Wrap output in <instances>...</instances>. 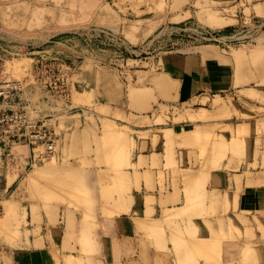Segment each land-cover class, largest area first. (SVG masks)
Wrapping results in <instances>:
<instances>
[{
	"label": "crops",
	"instance_id": "0c3cea01",
	"mask_svg": "<svg viewBox=\"0 0 264 264\" xmlns=\"http://www.w3.org/2000/svg\"><path fill=\"white\" fill-rule=\"evenodd\" d=\"M184 1L174 0L176 5ZM199 1L203 5L208 1L213 3L214 8L209 15L207 11L200 13L201 7L193 13V6L189 2H184L183 8L176 6L172 9L171 6L164 7V2L161 8V0H2L0 40L26 54L35 48H49L47 50L53 56L63 58L69 55L66 51H76L71 45L76 37L75 27L82 23L106 24L107 27L115 25L117 28H110L118 31L134 46L136 43L127 37H133L137 43L142 41L156 30L162 18L176 23L193 16L203 23L206 18L207 25L222 29L264 20V15H261L264 13V0ZM237 8L240 9L235 13ZM57 28L62 29L55 31ZM36 30L42 33L37 34L40 39L33 41L30 34L33 35L31 32ZM3 31L8 34H3ZM53 32L63 34L66 39L47 43L52 41L49 38L55 34ZM237 47L246 45L222 47L209 43L160 50L154 56H149L153 67L124 69L128 76L116 72H113L114 77L103 76L104 70H107L101 66L98 78L85 76V71L77 73V85L86 87L83 91L90 94L95 105H106L111 111L130 118L119 117L122 121L118 122L113 120V125H108L113 129L111 131L106 125L107 133L117 134L120 130L116 127L122 129L121 134L125 131L129 146L120 158L122 165L117 169L75 170L69 175L75 177L74 187L84 185L80 179L83 175L85 181L91 185L93 182L99 191L100 180L105 177L106 190L122 194L120 197H109L98 209L91 208L89 214L76 207L58 211L52 209L49 212L41 204L28 203L25 206L26 222L23 223L18 243L0 252L5 264H184L173 261L172 256L166 258L164 252L165 241L172 239V229L175 227L183 229L184 225H188L203 238L206 229L210 232L209 225L218 230L220 223H223L228 228L231 220L233 223L235 221L236 211L259 213V221L264 225V132L251 136L252 145L247 147L243 157L233 155L229 150L227 162L220 165V160H217L216 166L211 163L204 165L201 161L196 163L190 154L191 146L183 145L184 154L179 159L183 166L177 168L178 157H173L171 148L167 150L169 141L166 135L171 136L172 131L184 132L188 138L185 143L192 142L193 133L201 130L199 127L186 129L184 124L199 121L196 118L198 111H191L195 120L187 114L185 119L177 122L168 119L173 121L171 126L151 121L165 106L187 109L195 100L202 104H215V96L234 92L252 81H258L264 61L250 53L238 57L233 51ZM121 56L120 60L128 67L130 60L142 59H134L133 54L123 52ZM216 105L218 108L214 113L227 107L235 110L228 104H225L226 108H220L219 103ZM56 108L60 125L63 124L65 129L60 145L66 146L68 152L73 149L75 155L84 154L92 160L94 130L99 122L88 120L81 112L70 114L72 108L64 102L59 101ZM140 116L143 117L142 121H139ZM146 116L150 121L144 119ZM238 125L234 126L235 129ZM140 131L146 132L145 135H140ZM174 172L179 174L178 189L173 186ZM113 177L116 178L115 182ZM56 180L59 182V177ZM186 181L189 182L187 188L184 184ZM176 191L178 194L173 195ZM188 191L203 195H187ZM173 196L175 202H172ZM198 203L200 205H196ZM166 210L173 214L164 216ZM177 212H184L185 215L177 216L174 214ZM251 217L246 215L240 220L247 222ZM72 256L75 259H71ZM260 257L263 260L260 264H264V255L260 254ZM186 262L205 264L197 254L191 261L186 259Z\"/></svg>",
	"mask_w": 264,
	"mask_h": 264
},
{
	"label": "rangeland",
	"instance_id": "374dc122",
	"mask_svg": "<svg viewBox=\"0 0 264 264\" xmlns=\"http://www.w3.org/2000/svg\"><path fill=\"white\" fill-rule=\"evenodd\" d=\"M4 1V0H3ZM2 2V0H0ZM164 2V7L171 6L174 9L176 6L177 8H183L184 2L188 4H192L193 13H196V10H199L201 7V12L207 11L206 13H211L214 6L211 1L205 3L203 5L201 1L197 0H185L180 5H176L174 0H161L160 7L162 8ZM237 3V1H235ZM2 4V3H0ZM112 4V3H111ZM169 4V5H168ZM238 5V4H237ZM113 4L111 5V7ZM190 6V4H189ZM206 9V10H202ZM240 9V8H239ZM239 9L237 8L236 11ZM242 11V9H241ZM245 12L249 14L246 10ZM261 15H264L262 13ZM201 17V15H199ZM202 18V17H201ZM180 19V18H179ZM196 17H190V19L185 20L182 23L169 22L164 20L163 18L158 22V26L156 30L142 41L137 43V40H134L133 37H127L129 41L135 42L136 45H132L128 49L123 47H118L115 45L114 42H108V44L102 43L101 38L98 37L94 32V35L89 38L86 35V28H95V27H107L105 25H99L98 23H82L75 27L76 37H74V42L72 43L71 47H75L76 51L70 50V52L66 51L69 55L65 57L57 58L53 56V54L47 50H41L40 48L32 49L31 53H24L20 51V49H15L9 45H5L4 41L0 40V51L6 57H18L23 58L21 61L17 62H25V69L23 70L22 74L30 73L31 78L25 80V83H30L34 81L32 80V72L34 70L35 64L33 61L38 57H42V55H48L53 58H57L58 60L65 61L68 63L73 69V79L75 80V87L73 86V90L71 92L70 98L68 99L67 103L69 106L72 107V111L70 114L73 113H84L86 118L92 119L96 123V128L94 130L95 139H94V148H93V159L91 160L89 156L84 154L75 155L73 153V149L68 152L67 147L61 144L60 145V158L54 159L46 162L44 165L37 166L35 168L29 169L26 173H22L19 169H11V173L8 172L6 177L0 181V194L1 191L5 188H9L6 192L7 196L3 197V206L4 212L0 215V248L1 251H5L9 249L11 246H15L18 243L21 235V229L23 223L25 221H21L19 223V217L15 218L12 216L7 217V200L13 201L19 204L20 207L23 206L21 209L24 208L28 203H35L41 204L44 210L51 211L54 209L55 211L68 209L71 207H76L81 210L85 214L91 213L92 209H98L101 205L110 198H115L116 196H121L122 193L120 192H108L106 190V181L105 177L101 179L100 177V184L99 188L101 187V191L98 190V187L90 184L89 181H85V177L81 176V182L84 185L76 188L74 187V180L75 177L73 175H69L70 172L73 171H84L85 169H90L91 171H95L96 169L101 170V167L110 168V169H117L122 165V160L120 159L123 153L126 151L125 149L128 148L129 144L125 139L127 137V133L123 131L121 134L122 129L114 126L120 130L117 134L107 133L106 125L108 124L107 120H116L117 122L120 121L122 118L130 119L126 116H122L117 112H113L107 107L106 105L97 106L92 101H84V102H77L74 98L77 90L83 91V86L77 85V73L84 72L85 76L91 78H98L100 75V66L104 70L103 76H112L114 77L113 72L123 74L128 76V74L124 71L132 69H150L153 67L152 63L149 61V56H154L160 50H170V49H177L182 48L185 46H192L198 44H211L213 42L207 41L204 38H200L197 34L194 33V30H188L187 32H177L172 27L177 25H189L192 28L199 27L203 31L206 30H218L222 28H214L212 26L207 25L206 18H202L204 21L203 23L197 20ZM231 20L230 22H232ZM261 21V20H257ZM227 21V23H230ZM98 24V25H97ZM249 24V23H247ZM246 25V24H244ZM242 26V25H241ZM110 27L117 28L115 25H110ZM239 27V26H237ZM1 28V26H0ZM222 29V30H232L235 29ZM62 28H57L55 31ZM115 30V29H114ZM116 31V30H115ZM118 32V31H117ZM4 34H8L7 32L3 31ZM30 34L33 38V41H37V34L42 33L40 30L32 31ZM45 33V32H44ZM53 36L49 38L47 43H54L53 41H62L66 39L63 37V34H56L53 32ZM119 33V32H118ZM125 39V38H124ZM126 40V39H125ZM41 41V40H40ZM127 41V40H126ZM128 43V41H127ZM216 44V43H213ZM130 45V44H129ZM219 45V44H218ZM224 47L223 45H220ZM3 48H7L6 51ZM45 49V48H44ZM135 49V50H133ZM228 49V48H226ZM234 52L243 51L246 53H250L253 57L260 54L264 51V34L259 37L258 43H253L250 46L246 45V47H237L233 49ZM15 52V53H14ZM133 54L132 56L134 59L142 58L141 60H130V66L128 67L127 64L122 62L120 59L122 58L121 54ZM124 56V55H123ZM137 56V57H136ZM68 57V58H67ZM127 57V56H126ZM131 57V56H130ZM34 58V59H33ZM62 58V59H61ZM65 58V60H63ZM16 60L14 61V65L17 64ZM65 64V63H64ZM66 65V64H65ZM87 69V70H86ZM92 69V70H91ZM124 71V72H123ZM138 72V71H137ZM18 74V73H17ZM21 74V75H22ZM84 76V75H83ZM84 76V77H85ZM18 78V76H17ZM20 78V77H19ZM97 81V80H96ZM98 82V81H97ZM224 101L223 104H228L232 106L235 110L231 111L229 107H227L226 112L223 115L215 116V111L217 110L219 102H214L215 104H208L206 103H199L198 100L191 103V106L179 110L178 108H170L169 106H165L161 113L156 115V118H152L151 121H155L157 123H162L165 125H172L174 120L175 122L179 120H183L186 117V114L189 116L190 119L195 120L200 119L199 121H191V124L185 125L186 129L200 128L201 132H194L195 135L192 142L188 144H180L177 147L173 143V147H171V139L172 136L166 135L168 137V147L167 150L171 148L173 157H178L176 161L177 168L183 166L179 161L180 157H183L185 148L183 149L182 146L190 145V154L195 158V162L198 163L201 161L204 165L207 163H211L212 165L216 166L217 160H220V165L225 161L227 162L228 157L227 154L230 150L231 154L239 155L243 157L245 155V151L247 147L249 148L252 145L251 136H253L256 132H264V82L262 81H252L248 85L244 87L237 88L234 92H226L220 95ZM215 96V97H217ZM75 100V101H74ZM207 100V99H206ZM221 101L220 103H222ZM104 102V101H103ZM205 102V101H203ZM87 103V104H86ZM81 104V105H80ZM227 106V105H226ZM45 107H51V103L46 104ZM200 107H207L209 113L211 112V117H204L202 118L200 112ZM192 109V110H190ZM216 109V110H215ZM229 109V110H228ZM194 110H197L198 117H192ZM49 110H46L48 113ZM230 111V112H229ZM172 113V115H171ZM227 113V114H226ZM195 114V113H194ZM226 114V115H225ZM119 117L121 119H119ZM220 117V118H219ZM107 118V119H106ZM174 118V119H173ZM139 121H142L143 117L140 116ZM146 121H150L149 117L146 116ZM172 119V120H168ZM122 121V120H121ZM168 121V124L166 123ZM261 121V123H259ZM107 122V123H106ZM190 122V121H188ZM243 122V123H241ZM249 122V124L247 123ZM217 123V124H216ZM161 124V125H162ZM197 124H200V126ZM239 124V125H238ZM98 125H100L98 127ZM235 125H238L235 129ZM63 127V124H62ZM106 129V130H105ZM178 130V129H177ZM182 130V129H179ZM69 132V131H68ZM103 133V134H101ZM146 132H141L140 135H145ZM102 135V136H101ZM69 133L67 134V137ZM124 136V137H123ZM158 135H156V138ZM125 139V140H124ZM67 140V139H66ZM111 140V141H110ZM114 142V143H113ZM234 143L240 144L242 146H234ZM63 147V148H62ZM28 148V146H27ZM162 148V146H161ZM87 149V148H86ZM87 154V153H86ZM86 156V157H85ZM218 157V159L216 158ZM71 158V159H70ZM88 158V159H87ZM214 158V159H213ZM185 163V162H184ZM46 170V172H45ZM53 170V171H52ZM16 171V172H15ZM81 171V172H82ZM36 174L40 172V175L37 174L39 177L38 183L35 184L34 188L32 189L29 187V176L32 173ZM42 172V173H41ZM45 172V173H43ZM56 176H54V173ZM16 173V174H15ZM15 174V175H14ZM60 175V176H59ZM13 177V178H12ZM15 177V178H14ZM59 177V182H57L56 178ZM9 178V179H8ZM93 179V175L91 176ZM11 179V180H10ZM113 182H115L116 178H112ZM9 180V181H8ZM161 183L163 185L164 179L161 176ZM186 180V179H185ZM184 180V181H185ZM10 182V183H9ZM180 182L179 174L174 172L173 175V186L174 188L178 189V184ZM191 182V181H190ZM188 181H186V185H188ZM196 183V182H195ZM97 184V183H96ZM31 186V185H30ZM164 186L162 187V189ZM187 188V187H186ZM31 189V190H30ZM33 190V191H32ZM168 193V192H167ZM187 195L200 193L196 191H188L186 192ZM178 191L173 192V195H177ZM149 199V198H148ZM153 201V200H152ZM176 198L173 196L172 202H175ZM161 202H163L161 200ZM200 205V203L196 204ZM35 208V206H34ZM166 210L163 215L169 216L170 212ZM177 216L185 215L183 212L174 213ZM5 215V216H4ZM252 215L249 221H242L240 219L245 218V216ZM259 213H244L240 211H236L235 221L231 220L229 227L220 223L219 229L215 230L212 229V226L209 230H205L203 233V238L200 240L199 234L196 231H193L188 227V225H184L183 229L180 227H175L172 229V239L165 241L166 246L164 247V252L166 258L172 256L173 261H181L184 264H187V261H191V258L197 254V256L202 257L204 259V263L206 264H260L262 258L260 254L264 255V225L259 221ZM168 228L170 227L169 224L166 225ZM174 227V226H173ZM165 231L166 229L163 228ZM185 232H184V231ZM209 236V237H208ZM199 240V241H198ZM210 240V241H208ZM191 241V242H190ZM197 241L199 242L197 244ZM193 242V243H192ZM196 242V243H195ZM203 242V243H201ZM208 242V243H207ZM167 243H170L167 245ZM207 243V246H206ZM197 245V246H193ZM202 244V245H201ZM205 247H204V246ZM199 246V247H198ZM203 247V248H202ZM202 248V249H199ZM199 249V250H198ZM1 252V253H3ZM196 253V254H195Z\"/></svg>",
	"mask_w": 264,
	"mask_h": 264
},
{
	"label": "built area",
	"instance_id": "2783aa9c",
	"mask_svg": "<svg viewBox=\"0 0 264 264\" xmlns=\"http://www.w3.org/2000/svg\"><path fill=\"white\" fill-rule=\"evenodd\" d=\"M172 28L177 32L192 29L201 39L224 47L250 46L258 43L259 37L264 34V20L252 21L232 30L203 31L189 25ZM86 32L89 38L95 33L105 44L114 42L118 47L124 45L125 49L132 46L110 27H87ZM15 57H6L0 51V181L12 168L26 173L31 168L60 158L59 140L65 136V129L60 125L56 107L59 101H68L73 86L75 87L73 69L65 61L47 54L38 57L33 61L34 81L25 83L24 79L14 77L11 69L6 67L7 60ZM48 103H51L50 108L45 107ZM65 105L68 106L67 103ZM46 110H49L48 113ZM8 190L7 187L0 194V215L4 212L2 202ZM0 264H5L1 257Z\"/></svg>",
	"mask_w": 264,
	"mask_h": 264
},
{
	"label": "bare ground",
	"instance_id": "6f19581e",
	"mask_svg": "<svg viewBox=\"0 0 264 264\" xmlns=\"http://www.w3.org/2000/svg\"><path fill=\"white\" fill-rule=\"evenodd\" d=\"M6 14V13H5ZM230 22V21H229ZM4 34V33H3ZM236 54H237V56L238 57H243V56H247V54H246V52H243V51H237L236 52ZM257 56L258 57H260V58H262V61H264V51L263 52H261L260 54L258 53L257 54ZM25 57H21V58H18V57H15L14 59H12V60H7V65H6V67H7V69H11V74L14 76V77H16L17 78V76H18V78L20 77L21 79H24V81L25 80H27V79H30L31 78V75H30V73H25V74H22V72H23V70L25 69V65H24V63L25 62H23V63H21V62H17V59H19L18 61H21L22 59H24ZM180 59V58H179ZM16 60V62H17V64H15L14 65V61ZM176 60V59H175ZM233 61V60H232ZM15 62V63H16ZM9 69V70H10ZM179 69V68H178ZM259 69H260V67H259ZM221 71V70H220ZM231 71V70H230ZM203 72V71H202ZM18 73V74H17ZM22 74V75H21ZM193 74V73H192ZM199 76V75H198ZM210 76V75H209ZM33 77V76H32ZM34 78H32V80H33ZM181 79V78H180ZM223 79V78H222ZM258 81H262V82H264V62H263V66H262V68L260 69V78H258L257 79ZM227 81V80H226ZM209 94V93H208ZM90 94L87 92V91H83V92H80V91H78L77 90V92H76V94L74 95L75 97V99H76V101L77 102H84V101H91V96H89ZM93 97V96H92ZM75 101V100H74ZM203 101H205L204 99H203ZM214 101H215V103L216 102H219V107L220 108H222V107H224V108H226V106H225V104H223L224 103V101L222 100V97H220V96H217V97H215L214 98ZM221 101H223L222 103H220ZM87 104V103H86ZM81 105V104H80ZM191 106V105H190ZM117 108V107H116ZM190 110H192V109H190ZM226 110L227 109H219V111L217 112V113H215V116L214 117H216V116H222L223 115V113L224 112H226ZM201 114V116H202V118H204V117H211V112L209 113V111L206 109V108H200V112H199V115ZM211 114V115H210ZM227 114V113H226ZM225 114V115H226ZM214 115V114H213ZM213 115H212V117H213ZM192 117H194V116H192ZM209 117V118H210ZM219 117V118H220ZM107 119V118H106ZM107 122H108V124H107V128H108V130L109 131H111V130H113L112 128H110L108 125H113V124H111V123H113V121L112 120H110L109 121V119L107 120ZM217 124V123H216ZM106 130V129H105ZM189 134V133H188ZM191 134V133H190ZM185 135L186 134H184V132H182V133H175L174 131H172V133H171V136L173 137V139H171V147H173V143L175 144V145H180L182 142H184L185 143V141L188 139L187 137H185ZM193 135H195V133H193ZM194 137V136H193ZM111 141V140H110ZM170 141V140H169ZM60 143H61V141L59 140V145H60ZM114 143V142H113ZM240 144H237V143H234V146H239ZM240 146H242V145H240ZM239 146V147H240ZM171 152H172V150H171ZM53 161H54V159H53ZM49 163V162H48ZM15 169V168H14ZM11 171V170H10ZM9 171V172H10ZM20 171V170H19ZM16 172V171H15ZM45 172H46V170H45ZM45 172H43V173H45ZM48 172V171H47ZM46 172V173H47ZM11 173V172H10ZM42 173V172H41ZM16 174V173H15ZM14 174V175H15ZM37 174H39L40 175V172H38ZM37 174H36V172L35 173H32V174H30V176H29V187H31L32 189L35 187L34 185L35 184H37L38 183V180H39V177H37ZM189 176V175H188ZM13 178V177H12ZM15 178V177H14ZM187 178V177H186ZM190 178H191V176H190ZM194 178V177H193ZM9 179V178H8ZM196 179V178H195ZM198 179V178H197ZM196 179V180H197ZM11 180V179H10ZM191 180H193V179H191ZM190 180V181H191ZM9 181V180H8ZM194 181V180H193ZM10 183V182H9ZM31 185V186H30ZM31 190V189H30ZM33 191V190H32ZM8 202H7V213H6V216L7 217H9V216H12V217H15V218H17V217H19V223H21V221H25V218H26V211H25V209H21V208H23V206L22 207H20L19 206V204H17V203H15V202H13V201H10V200H7ZM25 208V207H24ZM5 216V215H4ZM4 218H2L1 220H3ZM18 219V218H17ZM1 220H0V223H2L1 222ZM200 240H202L201 238H200ZM199 241V240H198ZM197 241V244L199 243ZM208 241H210V240H208ZM191 242V241H190ZM211 242V241H210ZM193 243V242H192ZM196 243V242H195ZM201 243H203V242H201ZM208 243V242H207ZM207 243H206V246H207ZM212 243V242H211ZM194 247L195 246H197V245H194V244H192ZM202 245V244H201ZM204 246V245H203ZM199 247V246H198ZM205 247V246H204ZM203 248V247H202ZM202 248H199V249H202ZM198 249V250H199ZM75 259L73 256L71 257V259ZM70 259V260H71ZM77 259V258H76ZM67 262H69V261H67ZM70 263V262H69ZM72 264H74V263H72Z\"/></svg>",
	"mask_w": 264,
	"mask_h": 264
}]
</instances>
